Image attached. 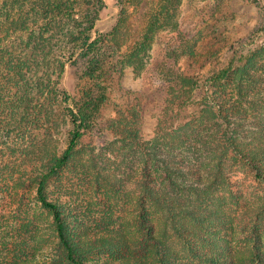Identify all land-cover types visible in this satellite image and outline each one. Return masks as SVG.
Masks as SVG:
<instances>
[{
	"label": "rangeland",
	"instance_id": "rangeland-1",
	"mask_svg": "<svg viewBox=\"0 0 264 264\" xmlns=\"http://www.w3.org/2000/svg\"><path fill=\"white\" fill-rule=\"evenodd\" d=\"M104 2L100 19L91 31L92 40L99 46L108 44L105 78L112 88L100 116H115L116 105L128 109L130 100L137 99L135 111L144 141L175 129L186 130L197 141L192 131L203 128L199 116L203 95L194 91L187 99L188 94L181 91L180 77L199 76L216 65L222 68L234 54H246L257 47L262 49L258 71L264 76V0H181L166 15L164 10L159 25L158 20L150 22L162 0H133L126 14H122L118 0ZM205 28L211 29L208 38L215 37L214 46H222V50L215 56L208 55L197 67V43ZM10 43L13 59H5L12 62L15 82H10L13 101L6 108L13 111V117L6 119L8 124H0V264H69L54 236L50 214L35 198L33 178L45 171L50 156L60 154L70 142L66 102H58L56 87L47 81L39 89L35 88L39 86L34 85L36 81L27 84L28 65L38 64L40 55L24 58L19 42ZM63 52V48L55 47L48 53L59 61ZM17 58L25 62L19 69H15ZM50 62V56L41 58L42 67L30 73L36 71L34 80L38 75L48 78ZM63 62L65 71L57 85L59 96L65 97L68 92L73 106L74 98L83 95L95 81L80 76L84 67L81 59L73 64L65 57ZM248 92L257 104L246 105L252 121L258 122L248 127L258 131L264 124V81ZM184 98L188 101L183 102ZM185 146L180 145V149L190 154V160L202 163V148ZM132 147L112 130L102 135L87 134L78 142L70 162L49 181L48 195L63 204L68 231L82 244V257L88 264H133L135 259L158 264L159 257L150 254L145 241L148 229L141 217L149 212L140 210L141 160ZM213 170L203 173L198 193L190 189L187 176L178 177L180 186L174 189L182 197L181 203L212 220L209 226L215 228L214 232L198 227L212 238H203V247L216 250L215 243H220L247 254L262 241L260 246L264 248V183L254 180L251 170L239 162L226 164L225 175L218 178ZM184 221L187 226L196 225L192 217ZM167 228L173 235L169 237L170 260L200 264L172 234L170 223Z\"/></svg>",
	"mask_w": 264,
	"mask_h": 264
},
{
	"label": "trees",
	"instance_id": "trees-1",
	"mask_svg": "<svg viewBox=\"0 0 264 264\" xmlns=\"http://www.w3.org/2000/svg\"><path fill=\"white\" fill-rule=\"evenodd\" d=\"M118 1L122 14H126L129 3L133 0ZM179 2L181 0H162L158 14L152 16L150 24H155L153 21L158 20L159 25L164 10L166 15ZM104 6V0H0V124H8L6 119L13 117V111L6 110L7 103L13 101V96L10 99V82L13 79L15 82L10 61L13 57L9 50L13 40L19 42L24 58L40 55L38 64L28 65L27 84L36 81L34 85L39 86L35 88L39 89L47 81L48 85L56 87L55 97L58 102H66L64 112L71 126L70 142L60 154L50 156L45 162V171H40L33 177L36 184L35 198L40 208L50 214L54 236L63 249L65 261L69 264H88L82 257V244L79 245L68 231L63 204L48 195L49 181L70 162L78 142L87 134L99 132L102 135L112 130L120 135V140L131 143L141 160L138 201L140 210L149 212V215L141 217V223L148 229L145 241L149 244L150 254L159 257L156 263L195 264L178 258L170 260L172 254L169 252V237L173 236L167 228L170 223L172 234L200 264H264V248L260 246L262 241L247 254L220 243H215L216 250L203 247L202 239L212 238L207 237L198 227H207L214 232L215 228L209 226L212 220L195 214V209L181 203L182 197L174 192L180 186L178 177L187 176L185 179L191 182L190 189L198 193L197 187L203 181V173H208L213 168L212 172L218 178L225 175L226 164L237 162L251 170L254 180L264 183V124L260 125L258 131L249 129L250 123L254 125L258 122L252 121L253 116H250L246 105L257 104L254 98H250L248 91L264 81V76L258 71L262 49L257 47L246 54H234L226 66L219 68L216 65L201 72L199 76L195 74L180 77L181 91L186 96L188 94L187 99L191 98L194 91H201L203 95L199 110L200 126L203 128H193L192 131L197 136L196 142L184 129L162 132L147 142L141 138L139 114L135 111L139 104L137 99L130 100L128 109L116 105L113 108L115 116H100V110L108 101V93H111L112 88L105 78L108 44L105 43L103 48L99 46L98 41L92 40L91 31L99 21ZM209 32L211 33V29L205 28L198 40L199 50L194 61L197 67L200 66L198 63L206 61L208 55L215 56L222 50V46H214L215 37L208 38ZM55 47L64 49L63 54L59 55V61L48 53ZM47 56L51 57V62L47 64L51 67L48 78L38 75L37 80H34L36 71L34 74L30 73L33 68L37 70L42 67L41 58ZM65 57L73 60V64L79 63L81 59L84 67L80 76L95 81L90 89L83 91V95L74 98L73 106L68 101L69 93L66 92V96L61 98L57 87L65 71ZM15 62V69L25 63L18 58ZM182 101L188 100L184 98ZM168 135L172 137L168 138ZM188 144L192 148L194 144L202 148L205 156L202 163H193L190 154L180 149V145L188 148ZM188 175L195 179L190 180ZM187 217L194 218L196 225L187 226L184 221ZM160 218L166 221L162 222ZM253 234L260 240L258 233ZM125 262L131 263L129 259H125ZM133 264L145 263L142 259H135Z\"/></svg>",
	"mask_w": 264,
	"mask_h": 264
}]
</instances>
